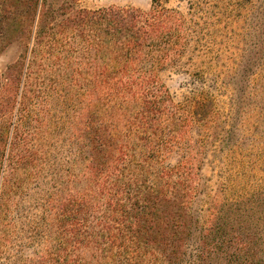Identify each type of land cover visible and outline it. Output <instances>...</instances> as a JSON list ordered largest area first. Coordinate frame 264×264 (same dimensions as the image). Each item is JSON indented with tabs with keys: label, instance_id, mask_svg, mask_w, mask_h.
Wrapping results in <instances>:
<instances>
[{
	"label": "trees",
	"instance_id": "obj_1",
	"mask_svg": "<svg viewBox=\"0 0 264 264\" xmlns=\"http://www.w3.org/2000/svg\"><path fill=\"white\" fill-rule=\"evenodd\" d=\"M169 1L152 0L148 11L62 6L58 18L46 0H32L25 81L33 70L36 85L50 69L52 91L89 99L82 172L64 176L52 168V190L35 200L41 212L28 229L38 245L47 237L52 244L23 264H212L217 254L228 264L230 249L240 252L241 237L224 227V216L208 218L219 219L216 230L202 226L194 205L204 191L205 159L189 136L195 112L162 81L164 72L191 63L193 18L206 0H188L189 17ZM34 160L9 151L8 176L0 161V263L12 237L28 235L15 214L26 213L20 199L28 197ZM44 165L39 179L48 173Z\"/></svg>",
	"mask_w": 264,
	"mask_h": 264
},
{
	"label": "rangeland",
	"instance_id": "obj_2",
	"mask_svg": "<svg viewBox=\"0 0 264 264\" xmlns=\"http://www.w3.org/2000/svg\"><path fill=\"white\" fill-rule=\"evenodd\" d=\"M25 1L0 0V161L8 176L9 151L35 159L29 168L33 177L23 189L28 197L20 199L26 213L15 214L19 232L26 228L28 235L12 237L0 264H23L50 249V237L38 245L28 232L41 212L35 200L52 190L53 167L64 176L80 175L87 156L89 98L77 94L70 99L61 90L52 91L50 69L36 85L33 70L24 79L34 30L33 3ZM151 5L152 0H46L45 8L62 17V6L148 11ZM167 6L189 12L188 0H170ZM195 14L191 63L162 74L174 99L195 112L189 136L201 145L205 163L199 170L204 191L194 208L202 226L221 227L219 219H208L215 213L241 237L240 252L231 248L235 255L228 264H264V0H206ZM41 164L48 173L39 179ZM197 245L198 240L187 249L193 252ZM211 263L224 261L217 254Z\"/></svg>",
	"mask_w": 264,
	"mask_h": 264
}]
</instances>
